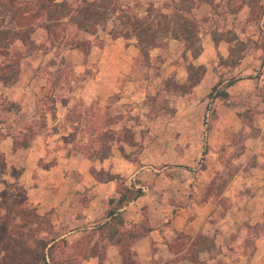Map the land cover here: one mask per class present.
I'll return each mask as SVG.
<instances>
[{
    "label": "rangeland",
    "instance_id": "1",
    "mask_svg": "<svg viewBox=\"0 0 264 264\" xmlns=\"http://www.w3.org/2000/svg\"><path fill=\"white\" fill-rule=\"evenodd\" d=\"M180 1L105 0L110 14L92 34L64 19L56 38L49 39L34 19V45L27 49L15 42L12 47L19 58L17 79L0 86V141L11 138L14 151L31 146L37 136L50 138L56 148L46 162L40 159L41 168L55 162L56 150L98 162L105 153L106 159L115 155L144 167L136 176L130 171L131 188L122 177L115 182L120 194L128 189V200L143 196L138 205H145V218L154 217L146 208L156 211L159 197L199 219L208 215L209 236L176 233L169 223L163 225L160 234L172 252L180 253L163 264L180 258L198 264H264V0H189L201 49L209 38L222 40L229 56L222 58L213 43L199 60L210 67L209 86L185 94L172 87L184 83L186 65L194 63L181 42L160 38L143 59L134 37L114 36L127 17L153 22L157 13H172ZM79 42L84 51L74 48ZM13 169L20 171L18 177L11 176L12 169L0 172V196L9 207L22 199L16 187L31 183L21 179V168ZM104 171L89 169L96 179H105L109 172ZM23 207L29 211L24 220L0 211L8 233L30 246L51 241L42 238L46 217L35 218L27 199ZM239 210L247 214L246 231L235 236L243 221ZM223 218L231 234L216 230ZM146 227L141 223L137 234ZM93 240L89 233L58 241L53 263L83 264L94 254ZM156 250L152 243L147 258ZM124 259L137 264L129 250Z\"/></svg>",
    "mask_w": 264,
    "mask_h": 264
},
{
    "label": "crops",
    "instance_id": "2",
    "mask_svg": "<svg viewBox=\"0 0 264 264\" xmlns=\"http://www.w3.org/2000/svg\"><path fill=\"white\" fill-rule=\"evenodd\" d=\"M211 46L213 41L209 38V45H204L197 58H191L193 64L201 65L199 60L208 54ZM227 46L228 44L222 40L217 44L219 55L224 59L229 56ZM204 67L206 71L200 83L193 88L195 92L208 84L206 76L210 67L206 63ZM12 146L11 138L1 140L0 153L4 157L6 169L21 168V179L28 178L31 182L28 185L22 183L19 186L26 192L28 204L36 216L46 217L42 238L58 242L63 239L83 238L89 233L94 237L92 242L94 254L84 259L83 264H121V250H129L137 264H163L168 259L176 258L180 253L172 252L168 246L169 242L167 243L165 237L160 234L163 225L168 223L176 233L197 234L199 232L202 236L211 234L209 227L212 225L209 221L206 222L208 215L199 219L190 211L176 210L165 203L164 197H159L156 211L146 208V211H153L154 217L147 214L145 218L143 215L145 205H138L143 198L142 195L132 200L126 198L119 203L121 194L117 192L116 182H101L89 173L91 167L97 171L104 169V172H109L110 175L124 178L129 184L128 187L131 188L130 171L133 170L132 176H136L144 167H134L124 160H119L115 155L98 162L78 154L65 157L62 150H56L55 162L47 168H41L40 159L46 162L48 152L52 151L51 148H56L50 138L37 136L31 146L14 151ZM66 172L69 173L66 175ZM74 175L76 179L73 178ZM85 195L86 199L82 200L81 198ZM238 215L239 220H243L242 226L237 233L235 230L232 234L236 236L239 233V236H242L246 231L244 218H247V214L239 210ZM225 220L226 218H223L221 224L216 225L215 228L231 234L232 229L223 226ZM141 223L147 225L143 235L136 232ZM113 230H116L117 234L114 235ZM152 243L159 250L147 258V252L150 251ZM253 251H259V248ZM202 253L200 251L199 255ZM198 262L180 258L174 264H198Z\"/></svg>",
    "mask_w": 264,
    "mask_h": 264
},
{
    "label": "trees",
    "instance_id": "3",
    "mask_svg": "<svg viewBox=\"0 0 264 264\" xmlns=\"http://www.w3.org/2000/svg\"><path fill=\"white\" fill-rule=\"evenodd\" d=\"M105 0H78L75 5L67 2V0H0V86H9L19 75V58L13 50L15 42H21L25 47L30 48L34 45L31 40L33 28L30 23L38 18L41 28L47 34L48 38H56V29L63 25L64 19L67 23L73 25L76 29L84 33L92 34L97 26L103 23L109 16L110 11L103 6ZM193 5L189 0H181L170 14L157 13L153 22H146V19H133L129 21L127 17L120 23L119 29L115 31L116 37H134L138 49V57L148 59L149 51L160 45L159 39L170 37L181 42L185 49L190 52L192 59L197 58L202 49L199 43L197 25L190 14ZM125 18V17H124ZM214 45L218 40L213 39ZM74 48H81L83 51L84 43L74 44ZM187 79L181 84L172 83V87L176 92L185 94L196 87L204 76L205 68L201 65L194 66L192 63L186 65ZM22 148L28 147L21 145ZM107 154L101 155L100 160L107 158ZM5 170V163L0 157V172ZM20 171L12 169L11 176L18 177ZM94 176V172L92 173ZM118 175L107 174L105 179L97 178L98 181L108 182L117 181ZM96 179V176H95ZM19 194L22 195L21 200H13L10 207L5 205L3 196H0V211L7 210L12 212L17 218L24 220L25 209L24 203L26 195L23 188L16 187ZM128 189L121 194L119 203L126 199ZM7 208V209H6ZM35 218L34 211L30 210ZM1 219V218H0ZM6 219L0 221V264H54V251L56 243L54 241H36L33 246L23 243L20 239L13 237L8 233ZM117 234L116 230L112 231ZM145 233V231H144ZM143 233V234H144ZM65 241H63L64 243ZM127 251V250H126ZM125 250H121L122 262L125 264H135L132 261L124 259ZM57 264H64L58 262ZM66 264H72L67 261Z\"/></svg>",
    "mask_w": 264,
    "mask_h": 264
}]
</instances>
